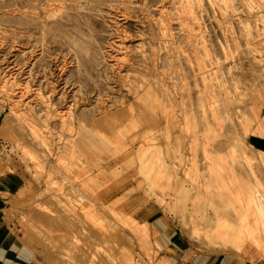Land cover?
Here are the masks:
<instances>
[{
	"label": "rangeland",
	"instance_id": "1",
	"mask_svg": "<svg viewBox=\"0 0 264 264\" xmlns=\"http://www.w3.org/2000/svg\"><path fill=\"white\" fill-rule=\"evenodd\" d=\"M251 143L264 0H0L2 212L38 264L264 251Z\"/></svg>",
	"mask_w": 264,
	"mask_h": 264
},
{
	"label": "crops",
	"instance_id": "2",
	"mask_svg": "<svg viewBox=\"0 0 264 264\" xmlns=\"http://www.w3.org/2000/svg\"><path fill=\"white\" fill-rule=\"evenodd\" d=\"M255 150L264 151V143L249 144ZM4 200L0 197V264H38L28 254L27 248L11 234L3 218ZM263 241H261L262 244ZM175 248L173 261L178 264H264V251L255 246H245L244 252L233 250L196 251L190 253V247L180 239ZM178 246V248H177Z\"/></svg>",
	"mask_w": 264,
	"mask_h": 264
},
{
	"label": "bare ground",
	"instance_id": "3",
	"mask_svg": "<svg viewBox=\"0 0 264 264\" xmlns=\"http://www.w3.org/2000/svg\"><path fill=\"white\" fill-rule=\"evenodd\" d=\"M162 8V7H161ZM79 143V142H78ZM40 206V205H39Z\"/></svg>",
	"mask_w": 264,
	"mask_h": 264
}]
</instances>
